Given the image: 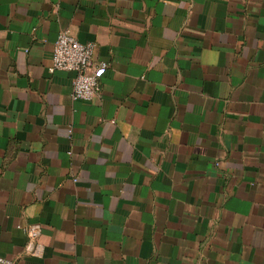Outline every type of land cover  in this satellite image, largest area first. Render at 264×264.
<instances>
[{"label": "crops", "instance_id": "obj_1", "mask_svg": "<svg viewBox=\"0 0 264 264\" xmlns=\"http://www.w3.org/2000/svg\"><path fill=\"white\" fill-rule=\"evenodd\" d=\"M64 29L108 64L90 101ZM0 255L264 264V0H0Z\"/></svg>", "mask_w": 264, "mask_h": 264}, {"label": "built area", "instance_id": "obj_2", "mask_svg": "<svg viewBox=\"0 0 264 264\" xmlns=\"http://www.w3.org/2000/svg\"><path fill=\"white\" fill-rule=\"evenodd\" d=\"M94 44L80 42L69 29L61 30L54 46L50 71H74L73 98L90 101L100 90V80L106 74L105 61L95 63ZM39 226L28 229L29 237L34 239L40 234ZM0 264H14V260L0 255Z\"/></svg>", "mask_w": 264, "mask_h": 264}]
</instances>
